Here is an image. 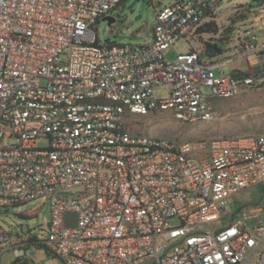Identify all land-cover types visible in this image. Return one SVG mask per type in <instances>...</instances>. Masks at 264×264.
I'll return each mask as SVG.
<instances>
[{"label": "built area", "instance_id": "1", "mask_svg": "<svg viewBox=\"0 0 264 264\" xmlns=\"http://www.w3.org/2000/svg\"><path fill=\"white\" fill-rule=\"evenodd\" d=\"M125 1L0 0V210L49 201L37 241L64 264H264V209L221 222L226 199L264 183V134L176 144L127 127L154 111L183 125L219 120L211 98L264 86V44L238 38L222 60L218 47L206 61L194 48L166 59L181 39L213 35L200 30L224 0L163 7L149 46L101 44L98 22ZM238 57L251 69L226 74ZM23 245L0 226V260Z\"/></svg>", "mask_w": 264, "mask_h": 264}, {"label": "rangeland", "instance_id": "2", "mask_svg": "<svg viewBox=\"0 0 264 264\" xmlns=\"http://www.w3.org/2000/svg\"><path fill=\"white\" fill-rule=\"evenodd\" d=\"M175 0H126L114 15H120L117 25L109 27L107 22L99 21L95 32L101 44L115 43L149 46L152 44L153 28L156 25L157 12ZM215 22L219 32L211 37H202L189 42L181 39L174 47L166 52L168 61L174 62L180 54L187 53L192 48L197 50L203 60L208 59L204 51L207 44L221 48L223 54L217 60L225 58L231 52L237 39H246L257 45L264 44V0H224L216 12ZM231 29L230 32H226ZM204 47V48H203ZM229 50V51H228ZM255 61V59H252ZM249 68L245 57H238L226 64L224 72L235 74ZM217 73L219 71L217 70ZM171 90L170 85L157 87L155 96L165 98ZM210 94L209 88H204ZM210 104L219 115V120L210 123L183 125L179 123L172 111H154L146 116H134L128 120L127 127L135 135L157 137L172 143L180 144L185 141L206 140L220 136H243L264 134V86L259 88H241L238 96L229 99L211 98ZM41 146L46 143L41 142ZM228 216H223L222 224H228L233 216L240 219L241 213L247 209H264V183L255 184L225 200ZM0 210V226L9 232L14 241L21 243L29 237L46 235L50 220L49 201L38 200L25 205L11 207L9 212ZM20 215L28 216L21 218ZM171 226L181 224L179 218L169 220ZM261 221L254 219L248 224ZM222 224L211 223L218 230ZM221 225V226H220ZM21 249L24 255L16 256L13 251L7 252L0 264H64L57 257L47 256L44 249L35 246ZM29 250V253H28Z\"/></svg>", "mask_w": 264, "mask_h": 264}, {"label": "trees", "instance_id": "3", "mask_svg": "<svg viewBox=\"0 0 264 264\" xmlns=\"http://www.w3.org/2000/svg\"><path fill=\"white\" fill-rule=\"evenodd\" d=\"M219 27L217 25V23L215 21H212L211 23L209 24H206L200 31L202 33H208V34H213V35H216L218 34L219 32ZM231 29H228L226 32H230ZM213 47H216V46H211L210 44H207L206 46V50L205 52L207 53L208 57L209 58H213L215 56H217L218 54L221 53V50H218V53H214L212 52V48ZM251 69V66L249 65V68L245 71H239L237 72L238 74H243V73H247L249 70ZM21 218H27L28 216H25V215H20ZM24 244H26V247L29 248L30 246H35L37 248H42L45 250L47 256L49 257H55L47 248H45L42 244H40L38 241H37V238L36 237H29L27 239V241L24 242Z\"/></svg>", "mask_w": 264, "mask_h": 264}, {"label": "water", "instance_id": "4", "mask_svg": "<svg viewBox=\"0 0 264 264\" xmlns=\"http://www.w3.org/2000/svg\"><path fill=\"white\" fill-rule=\"evenodd\" d=\"M119 19H120V15H117V16L109 15V16L103 17L101 19V21L107 22L109 27H114L117 25V22ZM8 212H9V210L6 211V213H8Z\"/></svg>", "mask_w": 264, "mask_h": 264}, {"label": "crops", "instance_id": "5", "mask_svg": "<svg viewBox=\"0 0 264 264\" xmlns=\"http://www.w3.org/2000/svg\"><path fill=\"white\" fill-rule=\"evenodd\" d=\"M258 62H262V58H258L255 61L252 60V64H256ZM250 64V63H249Z\"/></svg>", "mask_w": 264, "mask_h": 264}]
</instances>
